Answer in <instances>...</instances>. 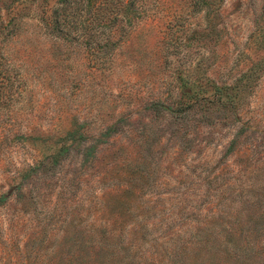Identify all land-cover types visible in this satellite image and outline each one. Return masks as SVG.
Returning <instances> with one entry per match:
<instances>
[{
  "label": "rangeland",
  "instance_id": "obj_1",
  "mask_svg": "<svg viewBox=\"0 0 264 264\" xmlns=\"http://www.w3.org/2000/svg\"><path fill=\"white\" fill-rule=\"evenodd\" d=\"M0 264H264V0H0Z\"/></svg>",
  "mask_w": 264,
  "mask_h": 264
},
{
  "label": "trees",
  "instance_id": "obj_2",
  "mask_svg": "<svg viewBox=\"0 0 264 264\" xmlns=\"http://www.w3.org/2000/svg\"><path fill=\"white\" fill-rule=\"evenodd\" d=\"M17 23H18V21H17ZM74 131H77V129H74ZM79 135H81L82 134V132L81 131H79V133H78Z\"/></svg>",
  "mask_w": 264,
  "mask_h": 264
}]
</instances>
